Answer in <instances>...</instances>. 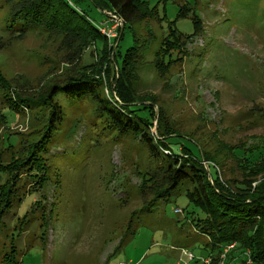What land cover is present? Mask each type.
I'll return each mask as SVG.
<instances>
[{
	"label": "rangeland",
	"instance_id": "obj_1",
	"mask_svg": "<svg viewBox=\"0 0 264 264\" xmlns=\"http://www.w3.org/2000/svg\"><path fill=\"white\" fill-rule=\"evenodd\" d=\"M30 1L0 0V74L7 77L0 82V168L25 158L43 135L52 102L38 99L53 84L54 91L69 87L71 76L92 75L98 66L119 101L118 70L111 74L110 66L100 65L94 44L74 29L76 22L57 29L13 20V12ZM66 1L87 12L93 25L105 20L92 0ZM138 1L152 17L122 32L116 60L121 63L137 43L131 89L147 103L156 99L164 116H157L151 130L179 128L169 139L178 154L181 145L198 155L222 143L218 157L227 160L210 165L235 191L248 173L228 146L264 144V0ZM103 46L99 40L97 49ZM105 84L95 81L93 89H103L108 98L112 92ZM19 91L30 100L10 109L5 97L16 101ZM53 102L64 113L42 153L46 183L35 189L38 184L27 181L22 202L3 214L0 264L11 258L12 249L15 264H212L210 239L194 226L204 214L190 202L186 187L158 196L169 185L166 160L150 153L140 136L108 125L93 97L75 100L61 91ZM155 110L158 114L157 105ZM203 165L208 168L206 161ZM9 176L0 173V181ZM263 177L260 172L256 179Z\"/></svg>",
	"mask_w": 264,
	"mask_h": 264
},
{
	"label": "trees",
	"instance_id": "obj_2",
	"mask_svg": "<svg viewBox=\"0 0 264 264\" xmlns=\"http://www.w3.org/2000/svg\"><path fill=\"white\" fill-rule=\"evenodd\" d=\"M92 2L105 13L106 19L104 21L108 18L107 11L115 13L122 19L124 26L119 28V36L114 37L113 41L100 31L99 24H92L93 19L89 17L87 12L75 9L73 4L70 6L69 1L66 0H56V3L53 0H31L12 14L15 21L22 20L35 26H40L39 24L45 22V24L47 23L46 26L50 25L49 27L52 26L57 29L60 26L72 28L73 22H76L74 29L79 30L80 33H85L89 38V43L94 44L101 59L100 65L107 66L108 70L110 66L112 68L111 74H114L115 69L118 70L120 77L117 80L115 90L119 101L113 97L110 79L106 80L102 76L103 72L98 66L93 68L92 75L71 76L70 80L66 79L71 83L69 87H59L54 91L55 85L53 84L44 97L37 98L39 101L48 100L49 103L52 102L53 104V106L49 104L52 107L48 118L49 124L45 127L43 135L31 144L25 158L1 166V175L2 173H10V176L4 181H0V220L6 210L10 209L15 202H22V196L25 194L22 193V190L27 181L37 183L35 189H41L45 186L46 168L42 153L45 151L47 143H50L51 132L55 131L56 126L54 125L58 122L56 118L60 112L64 113V107L59 108L53 102V98L59 92L64 91L75 100H84L88 96L93 97L99 104V108L103 110L104 116L108 117V125L121 133L140 136V141L147 146L150 153L152 152L160 161L166 160L169 185L163 192L160 191L158 196L162 198L180 186L186 187V194L190 202H194L204 214L203 218L195 220L194 226L210 239L208 247L210 249L209 256L213 260L212 264H218L222 259L220 257L224 253V249L232 244L234 245L225 253L224 264H264V177L261 180L256 179L260 172L264 173V144L261 147L246 146V144L228 146L229 153L241 162V166H246L248 173L243 184L235 183V191L233 188L231 190L227 188L228 183L219 177L218 168L215 167L213 170L210 165V162L214 165V161L219 163V161L227 160L225 155V157L222 155L218 157L222 143L218 144L219 148L217 147L215 151L206 146V150L200 147L203 153L198 155L183 145L180 147L182 154L173 151L169 139L174 138L176 132L180 133L179 128L166 126L165 132L153 133L151 129L154 127V120L158 115H161V118L164 117L162 106L157 104L156 99H151V103H147L148 99L139 98L131 89V69L134 66L130 63L133 62L138 51L137 43L135 47L129 48L126 54L121 57V63L116 60L118 42L122 32L128 26L133 28L134 23L143 20L151 13L138 0H92ZM99 40L104 43L101 51L97 49ZM170 41L169 39L168 49L171 45ZM168 49L165 48L166 51ZM160 61L161 64H165L162 59ZM110 77L113 76L110 75ZM6 81L7 77L0 74V82ZM95 81L102 83V86L103 82L106 81L105 86L112 92L110 93L111 97L107 98L103 89L102 91L97 87L93 89ZM5 98L10 109L13 110L25 107L27 101L30 100V97L22 96L21 91L18 92L16 101ZM155 105L159 107L158 114ZM164 151H168V153ZM203 161L207 162L208 168L203 165ZM25 174L26 176H24ZM210 180H213V183ZM246 182L249 183V188L246 186ZM254 182L255 185H253ZM187 183L191 185V189L187 187ZM245 191L247 193H242ZM145 208L147 207L145 206ZM25 222V219L21 221V227ZM16 252L12 249L11 258L6 260V264H15Z\"/></svg>",
	"mask_w": 264,
	"mask_h": 264
},
{
	"label": "built area",
	"instance_id": "obj_3",
	"mask_svg": "<svg viewBox=\"0 0 264 264\" xmlns=\"http://www.w3.org/2000/svg\"><path fill=\"white\" fill-rule=\"evenodd\" d=\"M109 15H108V14ZM108 18L106 21L102 22V24L100 23V31L105 34L107 37L111 38L112 36L115 35V30L120 27L123 23L122 19L117 16L115 13L107 11L106 12ZM176 212H182V210L180 208H176L175 209ZM232 245H228L225 249H224V253L223 255L225 256L226 251H228L232 246ZM183 254L185 256H187L188 259L190 260H194L196 257L195 255L191 252L188 251L187 249H183ZM224 259V258H223ZM222 259V264H224V260Z\"/></svg>",
	"mask_w": 264,
	"mask_h": 264
},
{
	"label": "crops",
	"instance_id": "obj_4",
	"mask_svg": "<svg viewBox=\"0 0 264 264\" xmlns=\"http://www.w3.org/2000/svg\"><path fill=\"white\" fill-rule=\"evenodd\" d=\"M105 19H106V17H105Z\"/></svg>",
	"mask_w": 264,
	"mask_h": 264
}]
</instances>
